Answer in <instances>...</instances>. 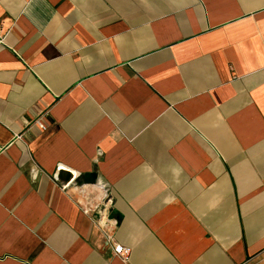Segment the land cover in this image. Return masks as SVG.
Instances as JSON below:
<instances>
[{
    "label": "crops",
    "instance_id": "1",
    "mask_svg": "<svg viewBox=\"0 0 264 264\" xmlns=\"http://www.w3.org/2000/svg\"><path fill=\"white\" fill-rule=\"evenodd\" d=\"M0 37V264H264V0H0Z\"/></svg>",
    "mask_w": 264,
    "mask_h": 264
},
{
    "label": "built area",
    "instance_id": "2",
    "mask_svg": "<svg viewBox=\"0 0 264 264\" xmlns=\"http://www.w3.org/2000/svg\"><path fill=\"white\" fill-rule=\"evenodd\" d=\"M3 43V38L0 37V45H2ZM38 124V123H37ZM38 127L41 129V130H45V127L43 124H38ZM17 140L20 138V136H16L15 137ZM69 183H66L64 185V188H66L69 184ZM130 252L131 250L127 247H123L122 245H119V244H113L112 245V254L120 259H122L123 261H126L130 255Z\"/></svg>",
    "mask_w": 264,
    "mask_h": 264
}]
</instances>
